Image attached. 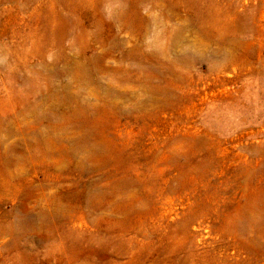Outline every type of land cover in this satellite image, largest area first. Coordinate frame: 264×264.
Here are the masks:
<instances>
[{"label":"rangeland","instance_id":"rangeland-1","mask_svg":"<svg viewBox=\"0 0 264 264\" xmlns=\"http://www.w3.org/2000/svg\"><path fill=\"white\" fill-rule=\"evenodd\" d=\"M0 264H264V0H0Z\"/></svg>","mask_w":264,"mask_h":264}]
</instances>
